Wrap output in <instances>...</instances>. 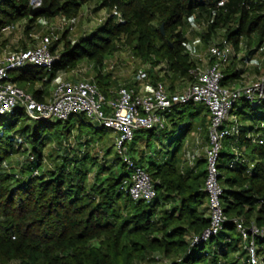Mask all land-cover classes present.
<instances>
[{"label": "trees", "instance_id": "obj_1", "mask_svg": "<svg viewBox=\"0 0 264 264\" xmlns=\"http://www.w3.org/2000/svg\"><path fill=\"white\" fill-rule=\"evenodd\" d=\"M30 1L0 0V28L25 21L30 38L33 30L43 29L37 23L40 17L73 19L85 5L94 13H109L103 23L78 37L69 30L61 32L50 46L56 57L50 71L33 64L10 71L9 81L39 102L46 100L58 73L80 65L92 66L100 91L112 99V74L102 69L125 47L151 70L167 62L173 77L191 81L198 62L189 50L193 35L206 49L224 42L233 47L223 86L242 81L247 69L259 73L264 67V60L246 67L256 53L264 56V0H41V7L50 11L35 16L30 15ZM205 108L209 111L205 105L188 103L163 113L177 116L175 123L170 120V134L182 129L172 141L178 142L177 148L165 159L141 160L137 155L141 136L156 129L137 131L127 144L129 156L155 185L156 196L150 201H135L123 189L128 170L115 138L109 140L111 130L84 113L63 122L30 119L23 107L0 115V264H248L235 221L264 228V143L247 137L250 132L264 133V103L252 106L242 99L232 111L242 125L239 136L225 139L220 153L226 221L214 237L197 242L211 225L207 163L205 168L206 158H199L186 166L179 150L185 132L195 128ZM7 116L12 119L8 124ZM55 125L61 126L55 130ZM75 129L77 139L66 144L75 138ZM234 140L244 148V161L231 166L236 155L227 147ZM54 141L53 148L63 153L51 168L45 150ZM17 154L24 162L14 161ZM35 169L39 175H33ZM255 240L264 261V237Z\"/></svg>", "mask_w": 264, "mask_h": 264}, {"label": "built area", "instance_id": "obj_2", "mask_svg": "<svg viewBox=\"0 0 264 264\" xmlns=\"http://www.w3.org/2000/svg\"><path fill=\"white\" fill-rule=\"evenodd\" d=\"M223 4L224 1L219 2L220 6ZM30 5L31 8L39 7L41 0H31ZM118 15L120 17V14ZM108 16L109 13L105 12L100 16H94L93 20L99 25ZM81 17L79 14L76 18L61 19L57 23L49 24L45 27V32L41 33L37 44L28 45L14 52H6L0 59V115L11 113L17 107H23L30 119L63 122L73 114L84 113L88 118L116 134L115 146L128 170V177L122 183L123 189L135 201H150L156 196L155 185L146 169L129 156L127 144L133 140L139 130L163 127L161 114L169 112L175 105L188 103L205 105L210 113L209 145L205 151L207 163L205 190L209 198L211 225L195 241L204 242L214 237L222 230L226 221L221 204L223 188L219 182L220 153L225 139L239 136L242 125L232 111L242 99L252 106L264 103V74L257 75L240 86H223L221 84L223 70L234 55L231 44L224 42L223 46L211 44L204 52L190 51L191 56L198 62L192 70L193 79L188 87L179 92H170L165 80H159L147 93H140L126 85L120 86L117 95L107 100L95 79L83 76L77 81L56 82L49 97L39 102L31 94L9 81L11 70L20 69L27 64L50 71L56 60L50 51L51 43L57 40L63 31L73 32L78 27ZM15 28L16 24L2 27L0 34L9 33ZM122 51L110 58L103 68L104 71L116 72L117 58ZM89 68L92 66H86L84 69L88 72ZM84 69H78V72H83ZM150 69L151 65L139 68L134 74V80L146 81ZM154 69L163 78L172 75L167 62L160 63ZM261 127L263 128L264 124ZM247 137L254 143H264V133L250 132ZM232 148L236 157L231 162V166L244 161L243 150L234 145ZM27 157L30 161L34 160V156L30 153ZM39 174L40 171L35 169L33 175ZM235 222L245 244L248 264H264L255 243L256 238L264 237V228L254 223L247 226L242 219Z\"/></svg>", "mask_w": 264, "mask_h": 264}, {"label": "crops", "instance_id": "obj_3", "mask_svg": "<svg viewBox=\"0 0 264 264\" xmlns=\"http://www.w3.org/2000/svg\"><path fill=\"white\" fill-rule=\"evenodd\" d=\"M87 8H90L88 5ZM105 9H101L98 12L95 13V15H101L105 13ZM81 14V13H80ZM92 15V14H91ZM62 18L60 16L48 19L46 17H40L37 20V23L42 25V27H47L49 24L54 23V22H59ZM86 19V17H85ZM82 20V17H81ZM80 23L78 27L80 28ZM25 21L20 22L23 24ZM83 24V23H82ZM73 33L74 36H78L74 31L71 32ZM2 36H0V59L4 57L6 54V49L2 48L6 46L7 44L5 41L2 40ZM38 40V39H36ZM189 50L190 51H196V52H204L206 50L205 46H203V43L199 39H194L192 41H189ZM258 54V53H257ZM120 55V54H119ZM118 55L117 58V69L116 72L111 73L112 74V84L110 86V93L112 94V97H115L117 95V91L120 86L126 85L127 87L133 88L136 91L140 93H147L150 92L157 81L159 80H165L166 85L169 89L170 92H179L185 90L190 81L188 79L182 78V77H173V74L169 77H161L159 72L154 71V70H149L148 74V79L143 82H137L134 80V74L139 68L147 67L149 64L143 63L141 61V64L134 67V68H128L127 63L130 64L126 59H129V56H127L126 59L121 58ZM240 56V55H239ZM132 57V56H131ZM136 60V58H133ZM110 59H107L105 64L108 63ZM255 61V58L250 59V62L246 63V66L248 67L249 65H253V62ZM105 64L103 68L105 67ZM84 65H80L78 68H76L74 71L70 73L66 72H60L58 73L57 77L54 79L50 89L49 93L46 95L45 99L49 97V94L51 93L54 85L58 81L62 80H68V81H77L83 76H89L93 77L95 76V71L93 68H89V71L86 72L85 75H78V69L83 67ZM88 66V65H86ZM131 67V66H130ZM103 70V69H102ZM250 69H247L246 74L253 73L252 71H249ZM254 71V69H253ZM104 73H109L108 71H102ZM245 76V75H244ZM243 80L238 81L232 86H240L242 84ZM200 104V103H199ZM203 105V104H201ZM199 119H196V126L195 128H192L190 131L185 132V136L182 140V144L179 150V155H181L182 160H184V165L186 166H191L194 164V162L199 159V158H204L205 159V151L209 145V138H208V130H209V124H210V113L209 111L205 109L202 110L201 114L198 116ZM203 117H205L203 119ZM162 122H163V127H160L155 130V134H152L150 136H147L143 134L138 141L137 145L135 148H137V155L141 157V160H149V159H154L155 157H159V159H165L170 156V154L177 148L173 147L174 144L172 143L173 140L178 138L181 133L182 129L179 128L176 133L170 134L172 131V122L170 120L174 119V123L177 121V116L174 114L167 116L165 114H161ZM116 136V134H115ZM173 137V138H171ZM155 140V142H154ZM169 142V143H168ZM234 146H237L236 144H233ZM232 144H230L227 148L231 152L232 151ZM239 147V146H237ZM174 148V150H172ZM240 148V147H239ZM244 150L243 147L240 148V150ZM204 166L206 168V161H204Z\"/></svg>", "mask_w": 264, "mask_h": 264}, {"label": "rangeland", "instance_id": "obj_4", "mask_svg": "<svg viewBox=\"0 0 264 264\" xmlns=\"http://www.w3.org/2000/svg\"><path fill=\"white\" fill-rule=\"evenodd\" d=\"M92 14V15H91ZM81 16H82V20H81V26L80 28L77 27L74 32L79 36L83 33H86V32H90L91 30L94 29V27H96V24L93 20V17L94 16H100L99 15H95V13L90 9V8H87V6H83L82 10H81ZM86 17V19H85ZM83 23V24H82ZM45 27L44 29H35L32 31V33L29 35L30 38H27L26 35H25V25L24 24H21V23H18L16 24V28L9 32V33H6L4 34L2 37V40L1 41H5V43L7 44L6 46L2 47V48H5L6 49V52H14V51H17L21 48H24L28 45H32V44H37L41 38L40 35L43 34V32H45ZM42 33V34H41ZM78 36H74V37H78ZM193 38L194 39H198L199 40V37L196 36V35H193ZM38 39V40H36ZM25 43V44H24ZM204 46V44H203ZM122 53H120V57L121 58H124L126 59L127 56H129V59H126L130 64L127 63V67L128 68H134L138 65L141 64V60L140 59H136L134 60L132 57H131V54L129 53V49H127L126 47L122 49ZM252 58H255V61L253 62V65H257V63H260L262 60H264V56L260 55V54H255ZM248 62H250V60H248ZM247 62V63H248ZM131 66V67H130ZM249 66H252L249 65ZM247 67V66H246ZM82 69L86 68V65H84L83 67H81ZM80 68V69H81ZM253 69V68H252ZM261 71L259 73H256L254 72L253 70H249V71H252L253 73H250V74H246L245 75V78L243 79V83H247L249 81H251L255 76L257 75H263L264 74V67L260 69ZM86 74V69L83 70V72H78V75H85ZM196 119H199V117L197 116ZM12 121L11 117L10 116H7L6 119H5V123L8 124ZM61 125H55L54 126V129L55 130H58L60 128ZM73 135L75 136V138H71L69 141H71V143L74 141V139H77L76 135H77V130L75 129V131L73 132ZM96 135L100 136L102 135V132H98L96 131ZM107 135L109 136V140H113L115 138V133L112 132V131H108L107 132ZM107 138V136H106ZM69 141L67 142L68 144ZM155 142V140H154ZM169 143V142H168ZM54 144H56V142H50L47 146H46V150H45V154H46V159H47V167H50L52 168L53 166H55V157H58V155H61L63 153L62 150L60 151H57L55 150V148H53ZM178 142L175 141L174 142V148L175 146H177ZM72 145V144H71ZM174 148L172 150H174ZM98 150V148L96 149ZM104 153V152H103ZM15 157V162L16 163H22L24 162L25 158L22 156V154H17L14 156ZM206 246H209V245H206Z\"/></svg>", "mask_w": 264, "mask_h": 264}, {"label": "water", "instance_id": "obj_5", "mask_svg": "<svg viewBox=\"0 0 264 264\" xmlns=\"http://www.w3.org/2000/svg\"><path fill=\"white\" fill-rule=\"evenodd\" d=\"M48 11H50V7H41V6L34 7V8H30V15L35 16L39 13L48 12ZM161 30L164 33V26L163 25L161 26Z\"/></svg>", "mask_w": 264, "mask_h": 264}]
</instances>
